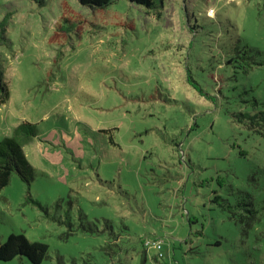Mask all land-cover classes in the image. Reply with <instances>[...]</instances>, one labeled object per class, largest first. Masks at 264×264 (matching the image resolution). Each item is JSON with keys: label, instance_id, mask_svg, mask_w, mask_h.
I'll list each match as a JSON object with an SVG mask.
<instances>
[{"label": "rangeland", "instance_id": "obj_1", "mask_svg": "<svg viewBox=\"0 0 264 264\" xmlns=\"http://www.w3.org/2000/svg\"><path fill=\"white\" fill-rule=\"evenodd\" d=\"M5 16L0 141L25 120L38 137L34 180L0 192V244L43 241L41 264H264V0H0Z\"/></svg>", "mask_w": 264, "mask_h": 264}, {"label": "trees", "instance_id": "obj_2", "mask_svg": "<svg viewBox=\"0 0 264 264\" xmlns=\"http://www.w3.org/2000/svg\"><path fill=\"white\" fill-rule=\"evenodd\" d=\"M85 6L92 9H104L117 0H79ZM131 3L144 6L148 10H154L162 6L166 0H129ZM8 16L0 22V43L5 38L8 27ZM230 59L228 63H232ZM191 81V78L189 79ZM11 93L5 81L4 73L0 65V106L9 102ZM38 137V128L35 123L25 120L18 124L13 134L0 141V192L7 187L13 174L30 184L36 175L35 168L28 161L24 148ZM243 199L237 202L240 216L245 220L248 229L254 230V207L251 208ZM230 207L232 206L229 203ZM243 208V210H242ZM245 211V212H243ZM248 214V215H247ZM190 220V219H189ZM244 222V221H243ZM162 249V247H161ZM160 249V250H161ZM49 253V246L40 240H30L22 233H11L4 243L0 244V260L11 261L17 256L26 257L33 264H41ZM163 257V254H161Z\"/></svg>", "mask_w": 264, "mask_h": 264}, {"label": "built area", "instance_id": "obj_3", "mask_svg": "<svg viewBox=\"0 0 264 264\" xmlns=\"http://www.w3.org/2000/svg\"><path fill=\"white\" fill-rule=\"evenodd\" d=\"M161 247H162V245H161V244L157 245V248H158V249H161Z\"/></svg>", "mask_w": 264, "mask_h": 264}, {"label": "bare ground", "instance_id": "obj_4", "mask_svg": "<svg viewBox=\"0 0 264 264\" xmlns=\"http://www.w3.org/2000/svg\"><path fill=\"white\" fill-rule=\"evenodd\" d=\"M210 13H213V10H211Z\"/></svg>", "mask_w": 264, "mask_h": 264}]
</instances>
